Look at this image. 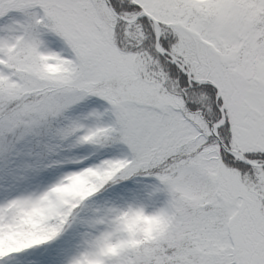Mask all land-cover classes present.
Wrapping results in <instances>:
<instances>
[{
  "label": "snow or ice",
  "instance_id": "6c2138e0",
  "mask_svg": "<svg viewBox=\"0 0 264 264\" xmlns=\"http://www.w3.org/2000/svg\"><path fill=\"white\" fill-rule=\"evenodd\" d=\"M0 264H264V0H0Z\"/></svg>",
  "mask_w": 264,
  "mask_h": 264
}]
</instances>
